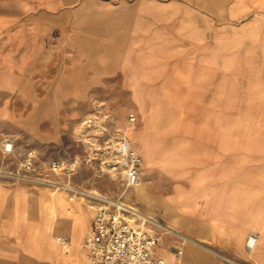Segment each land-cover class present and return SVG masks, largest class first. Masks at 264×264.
<instances>
[{
	"label": "rangeland",
	"instance_id": "374dc122",
	"mask_svg": "<svg viewBox=\"0 0 264 264\" xmlns=\"http://www.w3.org/2000/svg\"><path fill=\"white\" fill-rule=\"evenodd\" d=\"M1 5L18 12L20 22L56 28L51 42L97 46V60H114L117 72L101 80L94 94H51L47 107L59 125L53 141L38 142L27 130L0 123V264H29L33 235L15 197L34 191L58 193L52 198L53 228L75 247L89 221L76 206L98 209L106 198L120 199L156 223V253L169 264L189 247L199 254L212 250L188 237L178 223L186 212L178 213L171 199L179 186L190 191L187 174L218 181L221 165L249 166L252 155L264 154V0H0ZM27 99L5 96L14 112L8 117L24 118L31 109ZM7 142L10 152L4 151ZM131 153L140 157L141 179L127 187ZM48 234L62 252L52 229ZM213 262L257 264L222 256ZM79 264H88L82 250Z\"/></svg>",
	"mask_w": 264,
	"mask_h": 264
},
{
	"label": "crops",
	"instance_id": "0c3cea01",
	"mask_svg": "<svg viewBox=\"0 0 264 264\" xmlns=\"http://www.w3.org/2000/svg\"><path fill=\"white\" fill-rule=\"evenodd\" d=\"M18 14L0 6V123L8 122L21 127L38 142L53 141L59 125L47 107L51 94H65L73 98H77L75 94H94L101 80L107 78L109 81L115 75L116 65L114 60L107 63L97 60L100 54L97 46L81 48V44L76 43L73 48L71 44L51 42V36L59 34L56 28L34 25L35 20L31 23L20 22L16 20ZM52 51H58L54 54L55 58ZM52 67L54 75L49 70ZM24 94H27V103L31 108L28 114L21 119L8 117L13 116L14 112L4 102L5 96L22 98ZM37 94L40 98L37 100L38 106H35L33 103ZM247 162L251 164L244 166L236 162L237 165L230 169L221 165L219 180L214 182L204 181L202 173L194 176L187 174L192 184L190 191L180 186L176 188L172 204L178 213L186 212L180 213V227L186 229L190 239L203 242L212 250L199 254L189 247L185 255L176 259L175 264H198L199 258L205 260L204 264H214L213 259L219 256L236 260L249 258L254 263L264 264V154L252 155ZM215 170H218L217 166ZM213 171L212 168L210 172ZM35 196H38L37 202H34ZM54 196H58V193L34 191L22 199L15 197V204H22V220L30 226L27 232L33 235L28 263L79 264L82 250L90 264L82 247L73 246L71 237L54 231ZM30 197L32 202L28 203ZM168 206L166 204L165 209ZM76 209H85L88 214L89 221L80 237L82 242L91 228L97 207L87 210L89 207L76 206ZM50 229L56 234V240L58 236L69 240V245L64 250L61 248L62 252L50 241ZM251 232H257L259 237L254 248L248 249L246 240ZM156 254L165 264H169L165 257Z\"/></svg>",
	"mask_w": 264,
	"mask_h": 264
},
{
	"label": "built area",
	"instance_id": "2783aa9c",
	"mask_svg": "<svg viewBox=\"0 0 264 264\" xmlns=\"http://www.w3.org/2000/svg\"><path fill=\"white\" fill-rule=\"evenodd\" d=\"M12 143L4 144V151L12 150ZM140 157L130 155V165L124 173L127 187H134L140 176ZM101 205L84 238L82 249L90 264H165L156 254L159 236L153 229L156 224L134 206L118 200L101 199ZM259 235L251 232L247 248L252 249ZM57 241L66 248L69 240L58 236Z\"/></svg>",
	"mask_w": 264,
	"mask_h": 264
},
{
	"label": "bare ground",
	"instance_id": "6f19581e",
	"mask_svg": "<svg viewBox=\"0 0 264 264\" xmlns=\"http://www.w3.org/2000/svg\"><path fill=\"white\" fill-rule=\"evenodd\" d=\"M140 184V182H139V180H138V182H137V184L135 185V186H138ZM64 200V199H63ZM250 235V234H249ZM249 235H248V237H249ZM248 237H247V240H248ZM84 239V238H83ZM247 240H246V245H247ZM83 241L84 240H82V242H81V245H80V247H82V245H83ZM255 246V245H254ZM254 246L252 247V248H254Z\"/></svg>",
	"mask_w": 264,
	"mask_h": 264
}]
</instances>
